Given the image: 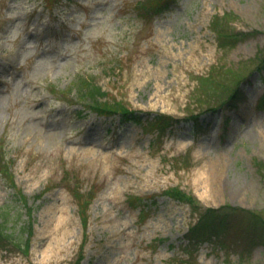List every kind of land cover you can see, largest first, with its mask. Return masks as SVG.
Masks as SVG:
<instances>
[{"label":"rangeland","instance_id":"1","mask_svg":"<svg viewBox=\"0 0 264 264\" xmlns=\"http://www.w3.org/2000/svg\"><path fill=\"white\" fill-rule=\"evenodd\" d=\"M137 1L153 3L47 4L28 17V62L26 42L0 56V145L16 189L0 173V264H264V0H179L155 19L134 15ZM101 13L120 21L117 41L87 36ZM89 78L103 101L172 125L158 140L96 116L68 90ZM176 186L221 233L188 242L197 217L165 196Z\"/></svg>","mask_w":264,"mask_h":264},{"label":"trees","instance_id":"2","mask_svg":"<svg viewBox=\"0 0 264 264\" xmlns=\"http://www.w3.org/2000/svg\"><path fill=\"white\" fill-rule=\"evenodd\" d=\"M157 1V0H156ZM173 3L175 2V0H171ZM167 3V2H166ZM165 3V5H166ZM164 4H161L159 6H157L156 8H152V10L150 11V13L153 14H157L161 11V9L163 8ZM143 8V4H140V9ZM214 22V26L215 29L217 31V34L220 38H227L230 39V36L228 35V33L226 34V32H223L220 30V19L214 18L213 20ZM224 34H226L224 36ZM232 37V36H231ZM236 40L241 38V35L237 34L235 35ZM221 47H223L221 45ZM224 48V47H223ZM257 69L261 70L264 69V56L263 58H261V62L259 64V66L257 67ZM69 92H71L72 90H76L77 91V100L88 105L89 109L96 111L97 113H101V114H109V113H113L115 112L117 115H119L120 117H122L123 119H130L136 122H139L140 117L139 114L128 109L123 102H116L114 101V103L111 102H101L99 99L100 97L99 92L100 90L97 87H94L92 82L88 79L80 82V84H74L72 87H70ZM239 93H238V87H236V89L231 92V94L228 96V98H226L224 102H233L237 99ZM69 103H71L70 101H68ZM163 117V120H167L169 119V117H165V116H160ZM164 123L163 121H159L154 119L153 121H149L146 123L145 128L147 129H152L153 127H157L158 129H161V127H163ZM162 131V130H160ZM5 152L4 149L2 148V146L0 145V173L3 175V177L9 182L10 186L12 188L15 187L14 185V181L12 179V174L9 172L8 170V164L4 162L5 158ZM167 195H169L170 197L176 198L182 202L188 203L194 211L199 212L201 208H199L196 204L192 203L189 199V197H187L184 193H182L181 191H179L177 188H173L169 191L166 192ZM77 197H79L76 194ZM21 200L26 203L25 197L24 196H20ZM19 198V199H20ZM141 203V200H139ZM29 211V209H28ZM143 212V211H142ZM214 211L211 209H206L204 210L203 214H201L198 223L191 228L189 235H188V239L190 240V242H194V243H198V241L202 240V237H206L205 239H208L209 237H211L213 235V232H209L211 230L216 231L219 228H217V226L215 225V223H213L212 221L210 222V216L212 215L214 217V219H216V217L213 215ZM211 216V217H212ZM220 231V230H219ZM197 232L201 233L200 235L197 234ZM218 233V232H216ZM4 237L3 233H2V229L0 228V238Z\"/></svg>","mask_w":264,"mask_h":264},{"label":"clouds","instance_id":"3","mask_svg":"<svg viewBox=\"0 0 264 264\" xmlns=\"http://www.w3.org/2000/svg\"><path fill=\"white\" fill-rule=\"evenodd\" d=\"M38 12H44L45 16H47L45 0H7L6 6L0 8V26L7 29L3 33L4 47L0 50V56L4 58L13 57L21 42H26L25 47L30 51L27 52L28 55H25L23 61L24 63L28 62V59L36 50L35 42L27 39L28 33L35 27L29 24L28 17ZM100 15L103 19L90 29L87 36L92 39H104L110 42L117 41L122 33V30L117 27L120 21H114L110 13H101ZM80 18L83 23V14H81ZM53 106L58 107L59 103Z\"/></svg>","mask_w":264,"mask_h":264},{"label":"bare ground","instance_id":"4","mask_svg":"<svg viewBox=\"0 0 264 264\" xmlns=\"http://www.w3.org/2000/svg\"><path fill=\"white\" fill-rule=\"evenodd\" d=\"M184 56H185L184 52H181V54H180V58H184ZM187 58H188V57H187Z\"/></svg>","mask_w":264,"mask_h":264}]
</instances>
